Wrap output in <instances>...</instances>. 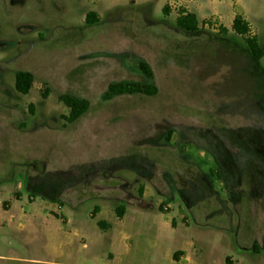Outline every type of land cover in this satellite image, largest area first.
<instances>
[{"label": "rangeland", "instance_id": "374dc122", "mask_svg": "<svg viewBox=\"0 0 264 264\" xmlns=\"http://www.w3.org/2000/svg\"><path fill=\"white\" fill-rule=\"evenodd\" d=\"M181 9L197 15V33L178 29ZM90 11L102 27L84 51L36 49L57 27L84 28ZM238 14L264 48V0H0V221L30 216L36 200L38 223L49 208L83 233L52 237L39 227L25 245L0 227V264H177L190 242L208 264H226L225 253L264 235V158L242 141L264 140V57L232 30ZM138 60L150 65L157 95L105 101L112 81H146ZM20 69L34 74L26 95L15 87ZM61 93L89 99L90 109L68 122ZM102 159L116 170L69 189L62 203L31 199L25 188L26 176ZM222 230L231 246L219 241ZM50 240L60 252L47 249ZM258 245L251 256L262 261Z\"/></svg>", "mask_w": 264, "mask_h": 264}, {"label": "trees", "instance_id": "16d2710c", "mask_svg": "<svg viewBox=\"0 0 264 264\" xmlns=\"http://www.w3.org/2000/svg\"><path fill=\"white\" fill-rule=\"evenodd\" d=\"M163 12L165 14L170 12L168 5L163 7ZM176 25L178 29L186 33H197L200 30V23L197 15L195 13L189 12L186 9L180 10V13L176 19ZM101 27L102 24L99 14L95 11H90L87 13L84 28L57 27L54 29L52 35L49 38L35 42L37 47L36 49H44L48 43V46L51 44V47H57V49L60 47L63 48L64 45L66 47H73V45H75L81 47V49L84 51V46L88 47L91 44L89 38L90 34L94 32L97 33L98 29ZM231 28L236 34L245 37L248 49L255 59L258 60L264 57V48H262L259 44L258 36L251 35V25L242 15L238 14L235 16ZM221 31L223 33H227L229 29L222 27ZM100 38H103L102 35ZM99 41H102V39H99ZM106 54L115 55L111 52H106ZM123 56V54L119 55L120 58H123ZM138 69L145 76L146 81H112L108 84L107 90L104 92L102 98L105 101H110L121 95H157L159 89L154 82V73L150 65L144 60H138ZM33 82L34 74L31 71L20 69L16 72L15 87L19 93L24 95L29 94L30 90L32 89ZM48 93L49 90H45L43 92V96L46 98ZM59 97L70 110L69 115L65 117L70 123L77 121L91 107V102L89 99L73 93H61L59 94ZM242 141L243 150L247 149L248 151L246 152L254 153V155H256V159L258 160L264 158V140H260L256 145V148L253 147L250 140ZM104 161L105 160L102 159L101 161H94L87 164L73 166L68 170L45 172L37 177L26 176L24 185L26 190L29 192L31 199L42 196L46 200L62 203L60 197L66 191L71 188H76L79 185L91 184V182L97 179L102 169L104 172H106L109 166L105 165ZM122 167L132 170L134 169L139 172L138 167L133 165L126 164ZM109 170L112 172L116 169L109 168ZM217 171L221 174L220 169ZM143 190L144 188L142 187L140 190L141 193H143ZM96 209L99 208L96 207ZM116 211L118 217L123 218L126 213V205L120 204ZM98 224L101 226L105 225L102 221H100Z\"/></svg>", "mask_w": 264, "mask_h": 264}, {"label": "crops", "instance_id": "0c3cea01", "mask_svg": "<svg viewBox=\"0 0 264 264\" xmlns=\"http://www.w3.org/2000/svg\"><path fill=\"white\" fill-rule=\"evenodd\" d=\"M17 199L12 202L10 207L3 208L6 211H9L12 209L13 205L16 201L22 200ZM29 215L30 216H24L16 218L15 216L10 217L9 220L2 219L0 221V227L1 228H10L16 235H13L14 240L16 239L20 243H24L25 245H29L31 243V237L35 235L37 232H39L40 228L42 227L48 232H53V236H70V237H81L83 235L81 229L79 228L78 224H80L79 221H76L75 218L69 217L66 220L58 216L56 213H50L49 208H47L45 212V217L42 219L43 222L40 224L36 220V217L31 216L33 214V206L36 205V200L29 201ZM3 207V206H2ZM178 226V225H176ZM241 234L237 232L238 240L241 241ZM262 240L264 243V235L261 234L260 236L255 235L248 243L244 245H240V251L235 252L233 256L229 255L228 253L224 254V259L226 261V264H264V260H256L253 256H251V251H254L256 253H259V242ZM219 241L225 244V246H231L232 238L228 236L224 230L219 235ZM256 242V243H255ZM122 244V243H121ZM47 249H50L52 251L60 252L61 251V244L58 242H54L53 240H50L46 243ZM196 243L190 242L187 243L184 247V249L178 250L174 254V259L177 264H208L204 259V253L203 249H198L196 247ZM113 262L117 260L116 254ZM206 262V263H205Z\"/></svg>", "mask_w": 264, "mask_h": 264}]
</instances>
